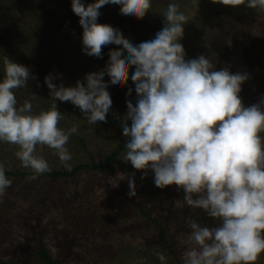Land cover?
<instances>
[{"label": "clouds", "instance_id": "clouds-1", "mask_svg": "<svg viewBox=\"0 0 264 264\" xmlns=\"http://www.w3.org/2000/svg\"><path fill=\"white\" fill-rule=\"evenodd\" d=\"M212 2L264 12V0ZM192 3L197 6L198 0ZM152 4L153 0L86 4L70 0L82 29L81 51L101 58L109 48V59L103 70L85 74L74 86L53 83L58 74L46 75L50 96L46 109H34L30 99L18 104L15 91L26 88L30 70L0 55V144L16 147L14 155L20 167L31 170L30 180L51 170L38 146L52 149L60 164L71 170L73 156L67 144L78 132V124L58 126L64 115L56 101L77 107L84 117L80 121L88 125L106 124L115 105L105 76L119 89L133 68L130 79L136 102L134 106L126 101L121 123L128 140L120 159L134 169L150 170L158 188L176 185L183 190L185 205L218 221L215 226L188 221L190 231L181 240L187 246L181 264H255L264 253V97L245 107L239 94L249 78L246 72L214 70L212 58L203 54L185 59L180 40L190 20L179 0H169L161 13L162 29L139 44L126 40L119 29L97 23L99 9L105 5L118 6L126 18L142 19ZM132 91L129 88L126 95ZM6 171L0 161V204L12 184ZM128 188V195L135 196L132 177ZM157 257L161 264L167 260L163 253Z\"/></svg>", "mask_w": 264, "mask_h": 264}, {"label": "rangeland", "instance_id": "rangeland-1", "mask_svg": "<svg viewBox=\"0 0 264 264\" xmlns=\"http://www.w3.org/2000/svg\"><path fill=\"white\" fill-rule=\"evenodd\" d=\"M68 2L0 0V55L28 68L32 66L28 62L35 50L34 39L44 33L45 12L49 8L56 12L54 25L64 16L68 21L59 28V33L54 32L53 37L43 43L41 55L35 57L38 63L32 66L38 67L32 84L15 91L18 104L30 99L34 109H46L50 102L49 90L44 84L46 75L58 74L53 83L74 86L77 80L83 81L85 74L101 71L108 63L109 48L103 50L101 58L81 51L82 29L79 18L66 10ZM168 2L153 0L152 8L142 19L126 18L118 6L105 5L99 9L97 23L119 29L126 40L139 44L153 39L157 20L164 19L161 13ZM179 3L190 20L184 25L180 40L185 59L203 54L212 58L214 70L228 68L230 73L246 72L249 78L241 85V102L244 106L259 103L264 97V12L212 0H198L197 6L192 0H179ZM48 61L53 66L50 72L41 71ZM133 71L129 69V79L119 89L105 76L115 105L106 124L88 125L80 121L84 117L77 107L70 102L56 101L57 110L64 115L58 126L68 128L78 124V132L67 144L73 156L71 169L90 163L91 158L103 164L118 144L128 139L122 134L121 122L127 112L126 101L134 106L136 102L130 79ZM129 88L133 91L126 95ZM128 124L130 126V121ZM79 138L85 140V149ZM15 151L13 145L0 144V161L5 162L7 169L31 172L20 167ZM38 151L47 160L50 171H70L60 164L52 149L43 147L41 150L38 146ZM123 153L107 173L83 170L60 180L47 177L10 179L11 187L0 204V264H41L31 254L40 241L52 258L62 261L61 264H161L157 253L167 257L164 264H176L177 260L181 264L180 257L187 247L181 240L190 231L188 221L211 226L203 221L206 213L185 205L183 190L176 185L156 187L154 174L150 170L134 169L130 162L122 161ZM120 175L124 179H120ZM128 177L133 179L135 196L128 195ZM136 208L163 223L172 254L159 250L157 228ZM217 223L215 220L213 225ZM255 264H264V253Z\"/></svg>", "mask_w": 264, "mask_h": 264}, {"label": "trees", "instance_id": "trees-1", "mask_svg": "<svg viewBox=\"0 0 264 264\" xmlns=\"http://www.w3.org/2000/svg\"><path fill=\"white\" fill-rule=\"evenodd\" d=\"M91 2V0H84V3H89ZM66 10L71 11L70 8V0L67 3L66 6ZM56 12L52 9H48L45 14H44V18H43V25H44V33H41L40 35H36L35 37V50L33 53V56L31 57L28 63L29 65L31 64L32 66H36V60L35 57L38 58L41 54H40V48L42 47L43 43H45L46 40H49L50 38L53 37L54 32L55 34L59 33V28L62 26H64L65 24L68 23L67 20L64 19V17H61L59 19V21L57 22L56 25L53 24V19L56 17ZM157 27H156V32L155 34L160 31L163 27V20L162 19H158L157 20ZM64 29V28H63ZM7 34H10V31H7ZM155 34L153 36V38L155 37ZM62 40L65 43V39L62 38ZM39 44V45H38ZM114 49V46H113ZM118 50V49H117ZM45 61V60H43ZM61 65H63V63H61ZM29 67L30 70V77L29 80L27 81V86H29L30 84H32V81L34 80L33 77L35 75V71L38 69V67ZM52 65H50V61L48 62H44L43 65V70L41 71H49L52 69ZM2 74V73H0ZM26 86V87H27ZM32 93V92H30ZM249 106L248 104H245V107ZM128 139L124 140L123 142H120L117 146L116 149H114L111 154L106 158L105 162L103 164H99L97 163L93 158H91L90 163L87 164H78L75 167H73L70 171L67 170H52L49 171L45 174H42L39 177H47L50 178L51 180H60V179H65V178H70L75 176L78 172L83 171V170H91V171H95L98 173H107L109 172L116 164V162L118 161L119 156L121 155L122 152L125 151L124 149V145L127 142ZM80 145L82 146L83 149L86 148V142L84 139L79 138L78 139ZM6 175L9 179L12 180H17V179H22V178H28L30 175H32L31 172L29 171H25V170H10L7 169L6 171ZM137 211L141 214L144 215L148 222L153 224L156 228H157V236H158V241L157 244L159 245V250L161 252H163L164 250L169 251V253H173L172 249H171V245L168 243L167 239H166V229L165 226L163 225V223L154 220L150 215H148L147 213H145L144 211H142L140 208H136ZM206 215V214H205ZM203 221L206 223H209V225L214 226L213 223L215 221L214 218L205 216L203 218ZM39 261L41 264H61L62 261L61 260H55L54 258H52V256L50 255V253L47 252L46 248L43 246L42 241L39 242L38 246L35 249H32V253ZM176 264H179L178 260L176 262Z\"/></svg>", "mask_w": 264, "mask_h": 264}]
</instances>
